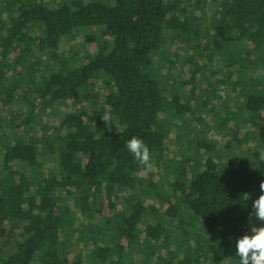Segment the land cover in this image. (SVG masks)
I'll return each instance as SVG.
<instances>
[{
  "label": "trees",
  "instance_id": "trees-1",
  "mask_svg": "<svg viewBox=\"0 0 264 264\" xmlns=\"http://www.w3.org/2000/svg\"><path fill=\"white\" fill-rule=\"evenodd\" d=\"M261 150L264 0H0V264H233Z\"/></svg>",
  "mask_w": 264,
  "mask_h": 264
},
{
  "label": "clouds",
  "instance_id": "clouds-1",
  "mask_svg": "<svg viewBox=\"0 0 264 264\" xmlns=\"http://www.w3.org/2000/svg\"><path fill=\"white\" fill-rule=\"evenodd\" d=\"M101 118L106 122V126L112 121L109 112H104ZM124 147L140 165L149 170L152 168L149 149L142 139L133 135L124 142ZM262 162H264V150L259 151L257 167L254 168L260 169L259 164ZM244 199L245 201L248 199L247 193L244 194ZM251 208L256 219L264 221V179L260 181V193L252 200ZM235 256L238 259L234 264H264V223H249L248 231L235 238Z\"/></svg>",
  "mask_w": 264,
  "mask_h": 264
},
{
  "label": "rangeland",
  "instance_id": "rangeland-1",
  "mask_svg": "<svg viewBox=\"0 0 264 264\" xmlns=\"http://www.w3.org/2000/svg\"><path fill=\"white\" fill-rule=\"evenodd\" d=\"M205 2H206V4L208 3L209 4V7H211V6H213L214 4H217V2H218V0H205ZM94 34H101V32H102V30L100 29V28H94L93 29V31H92ZM83 36V35H82ZM82 36H80V38H79V40L81 39V38H83ZM178 70V69H177ZM179 72V71H178ZM257 74H258V72H257ZM211 84V83H210ZM101 89V88H100ZM184 89H185V87H181V89H178L179 90V92H181V93H184L185 91H184ZM102 90H103V88H102ZM104 93V91H102V94ZM177 95V94H176ZM195 95V94H194ZM102 97H100V99H101ZM196 98V97H195ZM198 98V97H197ZM96 104V102H92V103H90L89 104V106H94ZM78 106V105H77ZM182 117H184L183 115H179V116H176L175 118H172L173 120H175L174 121V124L175 125H177V129H179V128H182L185 132H186V128H185V122H187L184 118H182ZM188 126H189V124H188ZM173 148V147H172ZM171 151H173V149H171ZM181 152H179V154H180ZM154 172L156 171V170H153ZM153 178H156V175H154V177ZM156 204L152 201V199L150 200V201H148L147 202V204L145 205L146 207H150V208H152V207H154ZM234 264V263H233Z\"/></svg>",
  "mask_w": 264,
  "mask_h": 264
}]
</instances>
